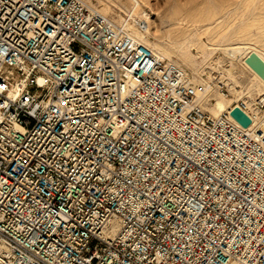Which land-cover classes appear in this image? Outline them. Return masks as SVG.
I'll return each mask as SVG.
<instances>
[{"label": "built area", "instance_id": "2783aa9c", "mask_svg": "<svg viewBox=\"0 0 264 264\" xmlns=\"http://www.w3.org/2000/svg\"><path fill=\"white\" fill-rule=\"evenodd\" d=\"M204 91L84 0H0V264H264V103Z\"/></svg>", "mask_w": 264, "mask_h": 264}, {"label": "rangeland", "instance_id": "374dc122", "mask_svg": "<svg viewBox=\"0 0 264 264\" xmlns=\"http://www.w3.org/2000/svg\"><path fill=\"white\" fill-rule=\"evenodd\" d=\"M84 1L123 28H135L150 41L154 37L162 41L170 59L193 82L212 88L206 101L212 111H217L220 87L228 95L224 99L227 105L246 93L251 84L258 88L251 90V97L264 91L240 57L233 61L225 52L226 47L240 46L264 56V0H141L142 9L137 13L131 0ZM186 47L191 57L187 56ZM230 68L239 77V86L230 77Z\"/></svg>", "mask_w": 264, "mask_h": 264}, {"label": "bare ground", "instance_id": "6f19581e", "mask_svg": "<svg viewBox=\"0 0 264 264\" xmlns=\"http://www.w3.org/2000/svg\"><path fill=\"white\" fill-rule=\"evenodd\" d=\"M132 1V4H133V7H134V10L135 12L138 10L140 11L142 9V2L141 0H131ZM132 7V8H133ZM136 12V13H137ZM134 13V12H133ZM137 15V14H136ZM143 16L146 17V14H144ZM142 26V24H141ZM143 27V26H142ZM125 28V27H124ZM126 30H128L127 28H125ZM143 29V28H142ZM130 32V33H129ZM128 33L131 34L133 37H135L136 39H138L140 42L148 45L154 53H156V55L160 58H167L169 61H172L175 63V61L173 59H170V53L167 51V49L165 48V46L162 44V41H160L158 38L154 37V40L153 41H150L148 40V38L141 34L142 32L137 30V29H130V31L128 30ZM148 35V34H147ZM246 48V46H244ZM186 54L188 57H191V55L188 53V48L186 47ZM225 52L226 54L229 56V58H231L233 61H236L234 59H236L237 57H240L241 59V62L252 72L253 76H254V79L258 82L259 85L263 86L264 87V81L245 63V58L251 53V52H255L257 53L263 60H264V56L261 55L259 52H257L256 50H247L245 49H242L240 46H229V47H226L225 48ZM185 53V52H184ZM183 53V54H184ZM238 60V59H237ZM176 64V63H175ZM178 65V64H177ZM179 66V65H178ZM180 67V66H179ZM231 67L233 68V65H231ZM182 70L183 68L180 67ZM232 68H230L228 71H229V75L230 77L232 78V80L234 81V84L236 86H239V82H238V78L236 76H234L233 74V71H232ZM184 71V70H183ZM185 72V71H184ZM186 73V72H185ZM187 74V73H186ZM232 74V75H231ZM190 77V76H189ZM251 83V82H250ZM234 85V86H235ZM257 85V84H256ZM254 87V86H253ZM252 87V84L248 86V91L246 93H244L243 95L239 96L238 98L235 99V101H244L246 102V104L248 106H252L253 103L255 101H259V102H263L264 103V91L259 94L257 97H251V90H257L255 89V87L253 88ZM247 88V87H246ZM212 90V88L208 85L207 87H205V91L204 93L201 95V99H202V103H203V106L208 109L211 114H213L214 116H217L219 113L225 111L226 109H228V107L231 105H227L225 103L227 96H225L220 90L217 94V98H219V100L217 101L216 103V109L217 111H212L211 110V107L206 103V101H208V97H209V94H210V91ZM261 90V89H260ZM263 90V89H262ZM243 93V92H242ZM216 95V94H215ZM220 96V97H219ZM210 104V103H209ZM227 105V106H226ZM213 108V107H212ZM255 113V112H254ZM263 116H264V113H263Z\"/></svg>", "mask_w": 264, "mask_h": 264}, {"label": "water", "instance_id": "95a60500", "mask_svg": "<svg viewBox=\"0 0 264 264\" xmlns=\"http://www.w3.org/2000/svg\"><path fill=\"white\" fill-rule=\"evenodd\" d=\"M245 63L264 81V60L255 52H251ZM230 115L243 127H248L251 119L238 107L230 111Z\"/></svg>", "mask_w": 264, "mask_h": 264}]
</instances>
